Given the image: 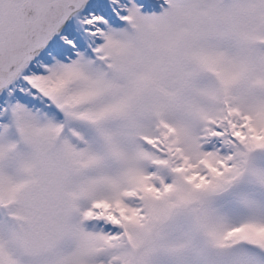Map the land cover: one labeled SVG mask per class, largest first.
I'll return each instance as SVG.
<instances>
[{"label":"snow or ice","instance_id":"6c2138e0","mask_svg":"<svg viewBox=\"0 0 264 264\" xmlns=\"http://www.w3.org/2000/svg\"><path fill=\"white\" fill-rule=\"evenodd\" d=\"M0 264H264V0H0Z\"/></svg>","mask_w":264,"mask_h":264}]
</instances>
